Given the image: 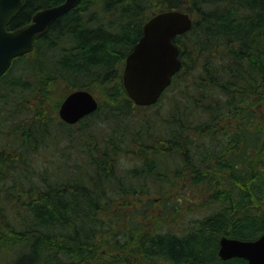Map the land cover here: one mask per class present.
<instances>
[{
  "label": "trees",
  "instance_id": "obj_1",
  "mask_svg": "<svg viewBox=\"0 0 264 264\" xmlns=\"http://www.w3.org/2000/svg\"><path fill=\"white\" fill-rule=\"evenodd\" d=\"M167 10L192 20L181 66L139 107L124 60ZM78 89L98 108L74 131L57 109ZM263 202L264 0H81L0 77V264H246L219 241L264 234Z\"/></svg>",
  "mask_w": 264,
  "mask_h": 264
},
{
  "label": "water",
  "instance_id": "obj_2",
  "mask_svg": "<svg viewBox=\"0 0 264 264\" xmlns=\"http://www.w3.org/2000/svg\"><path fill=\"white\" fill-rule=\"evenodd\" d=\"M81 0H64L58 5L37 11L26 23L15 29L9 24L25 6L27 0H0V77L10 68L13 59L31 53L36 40L59 17L74 9ZM192 26L188 13L167 10L154 14L143 25L142 35L127 54L122 69V85L128 99L136 106L157 103L179 71L181 63L175 36ZM98 101L87 90L67 94L59 105L58 118L74 125L95 112ZM218 256L222 260L240 258L246 264H264V234L255 240L222 237Z\"/></svg>",
  "mask_w": 264,
  "mask_h": 264
},
{
  "label": "rangeland",
  "instance_id": "obj_3",
  "mask_svg": "<svg viewBox=\"0 0 264 264\" xmlns=\"http://www.w3.org/2000/svg\"><path fill=\"white\" fill-rule=\"evenodd\" d=\"M60 105V104H59ZM59 109V107H58ZM58 109H57V117H58ZM144 111H149V110H143L142 108L140 109V112H144ZM74 131L75 130H79V124L78 125H74L73 126ZM128 159L127 158H122V165H127L128 164ZM173 191H176L175 189H173ZM138 198V197H137ZM152 203H150V207H151V212L152 213H157L159 212V206H158V200H156L154 197L151 198ZM262 209H264V202L261 204ZM160 213V212H159ZM184 215H185V221L181 222V221H175L174 222V227H172V231H176V232H182V230L188 225V223H190L192 221L193 218H196V213L192 212L191 210H185L184 211ZM188 219V221H187ZM191 220V221H190ZM149 224V223H148ZM191 224V223H190ZM132 264H134V259H132Z\"/></svg>",
  "mask_w": 264,
  "mask_h": 264
}]
</instances>
